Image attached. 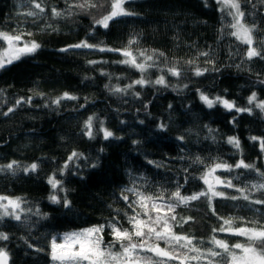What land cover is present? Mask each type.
<instances>
[{"label": "trees", "instance_id": "trees-1", "mask_svg": "<svg viewBox=\"0 0 264 264\" xmlns=\"http://www.w3.org/2000/svg\"><path fill=\"white\" fill-rule=\"evenodd\" d=\"M35 2L43 12L30 0H0V32L22 35L21 45H40L0 68V166L16 162L0 171V197L7 198L0 200V233L8 237L0 239V249L9 264H55L53 238L58 244L67 233L101 226V249L120 253L129 242L114 238L113 223L133 234L132 243L144 244L135 261L141 264H232L231 253H242L236 244L264 253V240L236 234L264 231V203L254 202L264 200V110L257 107L264 102V0H234L251 44L233 35L239 16L226 0H124L130 15L113 18L107 27L97 21L116 0ZM81 42L94 47H69ZM5 43L0 40V53ZM252 47L259 55L248 56ZM124 51L146 70L123 63L131 59ZM170 67L180 74L172 75ZM161 76L164 84H156ZM140 79L146 82L134 83ZM65 93L75 99H61ZM201 94L234 107L216 102L210 108ZM105 129L113 134L107 139ZM241 160L250 167H235ZM218 163L231 169L215 168ZM210 175L223 196L209 193ZM50 178L60 182L56 189ZM130 189L153 200L163 195L172 205L168 210L157 201L159 215L169 218L166 231L188 237L191 245L178 247L155 234L136 237L128 218L146 217L132 203L138 197ZM177 191L208 196L179 202L172 196ZM152 227L165 231L162 222ZM157 247L169 256L149 251Z\"/></svg>", "mask_w": 264, "mask_h": 264}, {"label": "snow or ice", "instance_id": "snow-or-ice-1", "mask_svg": "<svg viewBox=\"0 0 264 264\" xmlns=\"http://www.w3.org/2000/svg\"><path fill=\"white\" fill-rule=\"evenodd\" d=\"M30 3L34 4V8L38 9L40 12H43L44 9L41 7L40 3H36L35 0H30ZM87 3V0H86ZM226 4L230 8H235L237 10V15L239 17L243 16V13L239 12V4L235 3L234 0H226ZM80 7H84V4L79 5ZM89 6L95 7V4H90ZM112 11L105 15L102 19L98 20L97 23L102 24L104 27L108 26V21L112 19L113 17H116L118 15H130V13L124 12L121 8V0H116L115 3L111 5ZM53 15H60L59 12H57L56 9L52 10ZM38 13L36 11H30L27 13L29 16H35ZM232 27L236 28L237 31L233 33V35H236L237 38L243 39L246 43L251 44V37L249 35L250 29L244 27L239 20H237V23L232 25ZM28 35H31V33H28ZM22 39V35H10L7 33L0 32V40L7 42V49L4 53H0V67H3L5 63H11L13 59H18L19 55L26 52H34L37 48L40 47L38 43L35 41L31 42L30 44H24L23 47H18V42ZM69 47L72 48H91L94 47L93 45H89L86 42H81L80 44L71 45ZM104 49H101L103 51ZM111 50V49H109ZM61 51H67V49H61ZM125 57H131V59H126L123 61V63H130L134 67L138 68L141 72L145 71V63H136L135 57H132V54L130 52L124 51L122 53ZM141 55H144L141 53ZM206 55V53L204 54ZM254 55H259L254 49H250L248 52V56L252 57ZM146 60H152L151 56H147ZM149 67L151 65H148ZM168 71L175 76H178L180 73L175 67H170ZM197 75H200L201 72L199 69L196 71ZM146 81L144 79H140L135 81V84H144ZM164 78L161 76L159 79L155 81L156 84H164ZM129 87H132V85H129ZM116 91H121V89H116ZM63 98H69V99H75V97H69L67 93L64 94ZM30 99V98H29ZM200 99L204 101V103L207 104L208 107H212L214 103L221 102L223 105L228 108L232 109L234 105L232 103H229L227 100L221 101L219 97L216 98V100H211L207 96L201 94ZM256 99L255 93L252 94V96L249 97V103H252ZM20 101H17L19 103ZM56 103H59V100L55 101ZM257 107H260L262 110H264V102H261L257 105ZM237 111H245L247 109H236ZM12 111V109H9V112ZM92 117H89L86 121L85 127L87 129V135L91 137L92 135ZM164 125H161V128H163ZM104 131V137L107 139L108 137L112 136V132L108 130ZM253 140H256V137H252ZM228 142L230 144H233L235 147L239 148V141L234 137H229ZM261 149L264 150V139L260 141ZM77 153L73 152L72 156L69 157V159H72V157L76 156ZM16 164L15 161L10 162L7 165L0 166V171L6 169H12L13 166ZM235 167H245L248 168L250 165L244 164V162L241 160ZM36 165H31V169L35 170ZM215 168H225L230 170L231 166L226 164H216ZM214 170V169H213ZM27 171V169H26ZM49 183L51 184L53 189H56L59 185V181L55 178H50ZM207 183V181H205ZM228 186H231V182H228ZM260 187L264 188V185H260ZM211 190V187H210ZM134 191V190H129ZM134 194L138 197L137 201L132 202L133 204L137 205L141 209H143V215L146 217V220H139L137 217L140 215V213H136L134 216H130L129 223L133 225L134 228V235L136 237H144L148 236L151 238L152 234H155L156 239L158 240H165L166 242H175L178 247H188L191 245L192 241L188 237H181V236H175L174 234H170L167 232L168 228V221L169 218L167 216H161L159 215L160 208L157 207V201L160 204V207H166L168 210L172 209V205L164 200L163 195H160L156 197V200H153L151 196H145L144 194L140 192H135ZM173 197H175L179 202H188L191 200L199 199L201 196H208V192H200V193H193L190 196H181L180 192L177 191L172 194ZM211 196H223V193L216 192L214 190L211 191ZM54 203H58V199L55 195H52L49 197ZM125 201H128L127 195L124 197ZM235 199L236 197H232ZM7 199L6 197H0V200ZM211 199V197H209ZM244 199H248V196L245 195ZM151 203V210L156 211V216L153 218L152 215H150L149 210V203ZM255 203L261 204L264 203V200H256ZM8 204L12 205L14 208H18L19 204L16 201L8 200ZM65 206H68V201L65 200ZM130 207L132 204L129 205ZM135 211V209H134ZM5 215H8L7 208L5 207ZM15 219L19 220V216H15ZM172 220H175V216L171 217ZM163 224V228L165 231H157L156 228L152 227L153 224ZM225 224H230L228 220L224 221ZM112 229V235L117 241H123L127 240L129 243L127 245L121 244V248L123 249L120 253H112L110 251H106L101 249V243L102 239L96 235L97 233L101 232L103 230V226L100 228H92V229H86L79 233H67L65 234L61 239L64 241V245H57L56 238H53L52 241V249H53V260L60 261V264H82V261H89V264H116L117 261H120L123 259L124 264H135V261L139 259V253L137 252V249H143L144 244H135L132 243L133 234L129 233L127 229L121 231L120 228L116 226L115 223L110 225ZM147 227L148 232L145 233L143 231V228ZM215 231V230H214ZM220 231H225V229L222 227ZM236 234L247 236L249 240H255V239H261L264 240V231H256L254 229H237ZM8 237L0 233V239H7ZM181 241H184V243H181ZM213 243L221 248H224L225 251H228V246L224 244L223 241L215 240ZM78 245V248L76 247ZM57 247H61L62 251L61 254H56ZM235 248L242 249V254L237 256L235 253H231L233 264H264V253H257V251L252 247H244L241 244H236L234 246ZM192 251H197V249L192 248ZM149 251H154L157 255L168 257L169 253L165 252L158 247L155 249L149 248ZM218 253L215 251H210L209 255L216 256ZM7 254L4 252L3 249H0V264H4V261L6 260ZM169 258H179L176 256H172ZM195 258V257H193Z\"/></svg>", "mask_w": 264, "mask_h": 264}, {"label": "rangeland", "instance_id": "rangeland-1", "mask_svg": "<svg viewBox=\"0 0 264 264\" xmlns=\"http://www.w3.org/2000/svg\"><path fill=\"white\" fill-rule=\"evenodd\" d=\"M123 1H124V0H121V8L123 9L124 12H126L125 7H124V5H123ZM234 11L237 13V10H236L235 8H234ZM118 16H121V15H118ZM118 16H116V17H118ZM113 18H115V17H113ZM113 18H112V19H113ZM112 19H110V20L108 21V23H109ZM238 20L240 21V23H241L244 27H246V26L244 25V23L241 21V17H239ZM99 25H102V24H99ZM102 26H103V25H102ZM246 28H247V27H246ZM236 31H237V29H236ZM249 35H250V37H251V31L249 32ZM251 41H252V40H251ZM17 46L20 47V46H24V45H21V44L18 43ZM7 47H8V45H7V42H6V43H5L4 50H2V53L5 52V50L7 49ZM251 49H253V47H252ZM21 55H22V54H20L19 57H20ZM16 60H17V59H13L11 63L15 62ZM11 63H5L4 66L9 65V64H11ZM4 66H3V67H4ZM0 68H2V67H0ZM208 179H211V183L208 185V191H209V193L211 194V191H212V190L218 192L217 187H218V185H219V181H218V182L216 181V180H217L216 177H214L213 175H210V177H208ZM210 187H211V190H210ZM80 232H82V231H80ZM78 233H79V232H78ZM57 245H64V241L62 240V242H61V243H58ZM76 247L78 248V245H77ZM61 251H62V248H61V247H57V249H56V254H57V255L61 254ZM257 253H258V252H257ZM241 254H242V253H241ZM55 261H56L55 264H60V261H58V260H55ZM82 264H89V261H82ZM116 264H124L123 259L120 260V261H117ZM135 264H141V263L135 262ZM232 264H233V261H232Z\"/></svg>", "mask_w": 264, "mask_h": 264}, {"label": "water", "instance_id": "water-1", "mask_svg": "<svg viewBox=\"0 0 264 264\" xmlns=\"http://www.w3.org/2000/svg\"><path fill=\"white\" fill-rule=\"evenodd\" d=\"M26 53H29V52H26ZM26 53H22V54H26ZM4 264H9L8 256L6 257V260L4 261Z\"/></svg>", "mask_w": 264, "mask_h": 264}]
</instances>
